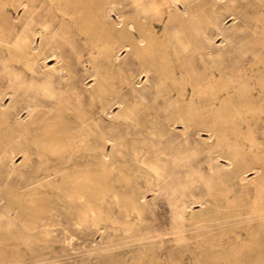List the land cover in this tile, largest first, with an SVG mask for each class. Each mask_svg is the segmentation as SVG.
I'll return each instance as SVG.
<instances>
[{
	"label": "bare ground",
	"instance_id": "obj_1",
	"mask_svg": "<svg viewBox=\"0 0 264 264\" xmlns=\"http://www.w3.org/2000/svg\"><path fill=\"white\" fill-rule=\"evenodd\" d=\"M226 14L237 20L234 29L240 33L222 30ZM216 35H221L219 42ZM122 49L126 53L120 56ZM115 74L120 75L118 84ZM39 77L45 84L37 82ZM156 121H165L168 128L157 134ZM129 124L141 135L140 128L147 127L150 135H142L147 142L127 143L118 135ZM200 126L208 132L202 142L209 166L229 172L217 178L216 192L223 194L224 203H215L216 214L225 213L220 217L228 224L227 213H256L254 229L245 226L247 242L263 246L264 0H0V160L10 157L12 163L20 153L25 161L35 150L62 157L73 149L98 154L97 166L66 172L63 185L68 187L57 189L80 218L86 213L103 216L107 191L118 210L140 214L148 204L145 194L134 190L124 196L104 187L107 163L115 161L112 152L130 150L164 179L168 165L160 167L161 159L152 153L159 150L168 163L173 142L190 137ZM156 135L164 142L161 149ZM118 164L112 166L117 169L113 176L127 180ZM249 170L254 175L247 179ZM235 178L252 183V200L230 198L229 182ZM31 195L20 198L19 213H49L53 208L46 198ZM236 227L220 228L219 237L233 233L240 242Z\"/></svg>",
	"mask_w": 264,
	"mask_h": 264
},
{
	"label": "rangeland",
	"instance_id": "obj_2",
	"mask_svg": "<svg viewBox=\"0 0 264 264\" xmlns=\"http://www.w3.org/2000/svg\"><path fill=\"white\" fill-rule=\"evenodd\" d=\"M112 15L116 17L114 13ZM228 16L227 14L223 16L220 24L222 30L228 33H240V29L237 31L234 29L237 20L233 21L232 17ZM220 40L221 35H216L215 41ZM125 53V49H122L120 56ZM70 59L74 62L75 58L70 57ZM26 71L30 73L28 69H25ZM133 73L135 74V71ZM119 78L120 75L115 74L117 84ZM42 80L43 78L39 77L37 82H41V85L45 84ZM48 99V97H40L43 102H47ZM159 108L162 110L164 105H159ZM114 109L116 110L117 106H114ZM25 114V111L21 112L22 116ZM176 124H179V128L182 127L180 122ZM167 128L165 121L155 122L157 134L161 129L164 131ZM138 130L136 126L129 124L123 127L118 135H121L127 143L147 142L142 135L149 136L150 130L147 127L140 128L142 135L138 134ZM207 135L208 132L204 126H200L197 131L191 132L190 137L183 136L176 139L168 148L171 157L168 163L165 162L164 154L159 150L157 153H152L161 159L158 161L160 167L168 165L169 175L164 179L154 173L148 164L139 158V155L136 156L130 150H125L123 154L112 152L111 161L114 159L118 161L114 163L121 165L118 164V168L123 174L126 173L127 180H124L125 177L122 180L123 177H121L118 181L113 176L117 171L112 169L114 163L110 165L108 162L106 168L110 173L107 180L105 179L104 187L106 185L109 190L113 189L120 195L128 193L124 196L134 193V190H136L135 194L138 192L145 194L148 204L140 214L136 211L125 213L118 210L113 193L107 191L104 194L105 202L102 201L103 209L106 208L103 216L102 213H86V218H80L78 213L69 208L72 203L66 199V196L57 192V189L68 187L63 185L62 176L66 172L97 166L94 160L99 155L96 153L89 155L73 149L65 150L62 157L61 153L49 154L42 150H35L25 161H21L20 153L13 155L12 163L9 160L10 157L0 160V264H243V262L244 264L249 262V264H263L264 245L255 246L251 242L249 244L247 242L249 234L245 231L246 227L247 230L251 227L254 229L258 220L256 213H227L230 218H228V224L223 223L224 219L220 217L225 213L216 214L214 205L223 196L216 192L217 178L229 172L226 169H217L215 162H211L214 166H209L210 160L206 146L202 142V138ZM154 140L158 148L161 149L164 146L159 135L154 136ZM241 140L246 142L245 139ZM224 148L227 149V146ZM110 149L111 146L108 144L107 151ZM70 156L73 157L72 161L68 159ZM220 161L222 162V159ZM245 174L246 176L254 175L250 170ZM45 175L49 176L43 177ZM248 176L247 179L252 177ZM128 177L131 178L128 179ZM111 179L115 181L112 182ZM247 179L235 178L231 183L229 182L230 198L233 195H240L245 201V198L253 199V185ZM129 180L131 183L128 182ZM114 182L117 183L114 184ZM131 184L133 186H130ZM189 191L193 193L192 197ZM31 194L46 198L48 206L53 207L50 212L29 213L30 210H26L24 213H19L16 206L20 198H29ZM106 201L109 202L111 209L107 207ZM222 203H224L223 200ZM110 213L115 216L109 215ZM234 224L238 227L236 231L240 233L238 237L240 242L236 241L233 233L219 237L218 233L222 227L227 229L228 225ZM249 224L250 226H247ZM213 233L216 234L215 237ZM250 235L251 238L253 235L255 238L262 236L261 234L260 236ZM220 238L226 241L223 242Z\"/></svg>",
	"mask_w": 264,
	"mask_h": 264
}]
</instances>
